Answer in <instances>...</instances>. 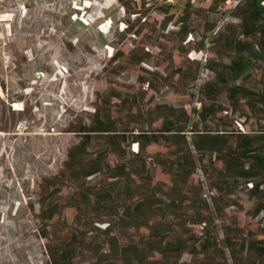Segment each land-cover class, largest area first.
Instances as JSON below:
<instances>
[{"label":"rangeland","instance_id":"rangeland-1","mask_svg":"<svg viewBox=\"0 0 264 264\" xmlns=\"http://www.w3.org/2000/svg\"><path fill=\"white\" fill-rule=\"evenodd\" d=\"M235 5V0H0V264H46V246L71 228L73 184L64 182L60 191L49 185L79 141L73 130L89 124L98 106L105 103L103 111L129 128L139 127V109L201 107L205 95L199 87L215 77L205 65L221 58L216 33L237 23ZM125 99L134 105L129 111L121 104ZM234 119L237 115L219 112L209 124L258 129L253 117L238 118L242 125ZM160 125L161 119L153 127ZM148 151L165 154L169 147L156 143ZM192 180L204 184L209 199L217 194L200 172ZM155 182L168 186L170 176L157 167ZM40 199L60 204L61 213L40 221L32 210L39 211ZM220 206L219 230L239 227L264 238V194L254 195L242 180Z\"/></svg>","mask_w":264,"mask_h":264},{"label":"trees","instance_id":"trees-1","mask_svg":"<svg viewBox=\"0 0 264 264\" xmlns=\"http://www.w3.org/2000/svg\"><path fill=\"white\" fill-rule=\"evenodd\" d=\"M235 1L237 23L216 33L221 58L205 65L215 77L199 87L205 95L199 109H139L136 129L119 127L102 103L89 124L73 130L79 141L49 188L60 191L71 181L75 215L58 242L46 246V264H264V238L215 224L225 194L242 180L254 195L264 194V0ZM121 104L134 106L129 99ZM219 112L237 115L239 125L238 118L253 117L258 129L226 122L213 128ZM156 143L169 151L150 153ZM157 167L170 176L168 186L155 182ZM197 172L217 192L210 199L203 183H193ZM95 177L97 184L87 186ZM39 204L32 210L42 222L61 213L60 204Z\"/></svg>","mask_w":264,"mask_h":264},{"label":"built area","instance_id":"built-area-1","mask_svg":"<svg viewBox=\"0 0 264 264\" xmlns=\"http://www.w3.org/2000/svg\"><path fill=\"white\" fill-rule=\"evenodd\" d=\"M168 2H174V0H167Z\"/></svg>","mask_w":264,"mask_h":264},{"label":"bare ground","instance_id":"bare-ground-1","mask_svg":"<svg viewBox=\"0 0 264 264\" xmlns=\"http://www.w3.org/2000/svg\"><path fill=\"white\" fill-rule=\"evenodd\" d=\"M1 91V90H0ZM1 94V93H0Z\"/></svg>","mask_w":264,"mask_h":264}]
</instances>
